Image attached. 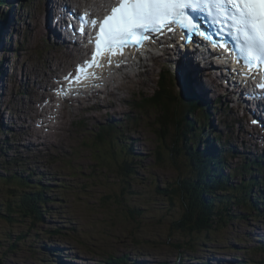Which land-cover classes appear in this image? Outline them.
I'll list each match as a JSON object with an SVG mask.
<instances>
[{"label":"rangeland","instance_id":"rangeland-1","mask_svg":"<svg viewBox=\"0 0 264 264\" xmlns=\"http://www.w3.org/2000/svg\"><path fill=\"white\" fill-rule=\"evenodd\" d=\"M42 5V0H5L0 4V72L3 70L8 74L2 77L0 73V79H2L0 84L10 86L8 88L5 87L4 92L1 94L2 100H5L2 105L6 107L3 110L0 104L1 116L4 115L7 123L14 125L18 129V132H13L16 134V137L13 138L15 144L21 142L23 147H28V151L35 152V156L30 154L29 164H32V167L38 169L36 171L40 173L39 176L37 173L36 176L33 174L34 177H29L25 174L28 184L24 188H10L11 186H8L9 183L6 184L0 181V259L2 262L12 264H46V258L43 256L46 250L44 251L42 248H44V245H47L48 248L51 246L53 248L62 247L58 253L63 256L62 259L65 262L55 255L57 251L55 253L51 252L54 257L51 253L45 255L48 257L47 260L55 263L61 262L62 264H75V262L87 264L90 260L93 264H105L104 255L110 252H114V256L117 257L129 255L128 259L132 264H162V262L173 264L178 261L182 254H184L185 263L188 262V264L195 261L194 259L202 254L204 255V260H201L203 263H208L209 261L215 262V259L218 257L217 262L219 264H227L223 262V259L226 258L235 261V263L250 264L248 257L253 254V250L251 249L259 248L262 244L261 239H264V217L258 218L256 217V213H249L250 215L246 219L238 220L237 216L243 213L236 212V218L229 221L226 230L217 234L216 240L204 243L203 247H197L195 251L181 250L178 252L169 246L160 248L146 245V247H140L139 251H137V249L132 247V240L133 237L138 236V229L149 236L157 234H162L163 236L168 234L176 235V229L167 222L169 218L168 212L162 211V207L166 205L159 206V198H162V196L155 194L153 185L157 183L161 187L170 188L178 177V170L174 165V161L176 160L178 165H181L184 157L171 152V149L178 150L181 148V142H178L179 139L176 136V128L171 126L166 117V110L158 102H155V111L150 108V112H140L136 108L131 107L130 102L138 100V98L148 97L151 100L153 99L152 96L157 87V83L155 82L145 88L134 87L133 90H122V93L117 96L118 101L114 98L109 99L107 93H104V95L102 93L98 96V100L93 101L94 103L90 101L87 105L92 107L91 110L83 111L82 106L75 103L71 106L68 103H64L62 107H57L56 103H54L67 116L66 123H63L62 128L60 126L57 129L47 128L46 126L45 128L48 130L45 128L43 130L40 128L43 125H39L38 127L37 123L43 119H34L32 115L28 117L25 110L31 106L37 107L42 96L44 97V102L47 103V91L44 89H50L54 78L48 79L45 72L48 70L46 69L47 63L51 65L53 60L49 57L51 55L55 56V47L52 46V42L45 39L44 35V32H47L43 30L45 29L44 25L48 24V21L42 20L41 16H39L40 13L37 14L38 8L42 7ZM11 15L16 22V24L12 22L14 26L13 30H10L12 26H8L7 29L4 27L6 17L11 18ZM36 20L38 21L36 22ZM7 44L9 45V49L5 50ZM62 64L65 65V63ZM164 66L166 65L161 60V68H158L155 80H158L159 72L164 73ZM64 71H61L58 77H61ZM43 72L45 75H43ZM36 76L42 82L50 81L47 83L46 88H42L44 92L40 93V97H35V92L32 95L35 89L32 82L34 81L37 85L40 80L39 78L37 80ZM141 78L143 79L144 77L141 76ZM161 83L165 88H169L165 78L162 79ZM113 85L111 84V86ZM131 86L133 85L131 84ZM112 93L110 89V94ZM198 93L200 94V92ZM180 97L179 95V99ZM107 101L116 105L114 118L118 121L110 118L104 121L105 112L94 108L95 103L100 105ZM212 104L218 103L211 100ZM222 104L224 105V102ZM213 108L209 106L206 109L209 110L210 114H213L212 117L210 116V119L212 118V125L216 124V129L228 126L227 124H229L230 120L233 121L234 128L236 127L237 122L235 121V117L230 116L224 110L221 112V109H217L214 112ZM37 109L39 110L40 108ZM177 109L175 110L176 116ZM188 111L190 113L187 114V118L190 120L193 119L192 117L199 115L195 110L190 109ZM79 113L83 117L86 116L85 122ZM165 120H167L166 123ZM24 121H27V124L30 123L32 127H38V132L40 128V134L44 137V139H40L41 141L46 140V148L39 150L37 147H30L22 142L23 140H27L28 142L35 143L39 138L34 128L23 125L26 123ZM31 121L34 122L32 123ZM102 122H104V126H108L107 130L115 128L111 133L120 139V142H115L116 148L125 143L132 144L134 151L139 156L138 159L128 161L130 167L139 173L140 181L131 182L136 189H133L134 194L127 197V204L131 206L132 202L136 201L135 203L140 205V198L137 192L144 190L141 192L151 195L148 201H152L155 206H158V208H153L152 210L144 207L145 211L147 209L148 212L157 214L158 217L164 218L166 221L162 220L161 223L155 224V222L141 220L140 226H137V229L136 225L133 222L131 223L126 218V213L123 212L126 211L127 207H119L120 205L116 206V204L113 206L112 201L108 202L109 198L103 199L106 198L107 194L112 193L115 195L114 192L120 193L121 187L117 185L119 181L117 180V167L114 163L118 158L114 157L111 153L112 147L110 146L109 138L106 137L105 143H99L96 139V136H98L96 132L100 130ZM105 122L109 123L105 125ZM158 123L162 125L161 128L158 126ZM163 126L170 134L165 144H163L161 138V131L166 134ZM227 131V133L230 132V130ZM33 132L36 133L33 134ZM1 136L2 138L5 137L3 131H0ZM222 140L224 141V139ZM226 140L231 141L229 137ZM159 145L160 148L158 149ZM217 145H221V142L218 141ZM19 146L20 148L22 147L21 145ZM237 146L240 152L248 153L243 146ZM159 152L160 156L157 155ZM258 152L261 154L260 150ZM237 161L239 160H226L225 173H233V164L237 165ZM2 162L4 163V161L0 160V163ZM15 166L18 167L17 165ZM16 167L8 168L4 173L5 178L11 175ZM24 167L27 168L28 166ZM18 171L20 172L21 170L19 169ZM252 174L258 178L257 174L254 172ZM17 177L20 178L18 175ZM230 182L233 185H237V179H231ZM10 184L13 183L10 182ZM42 185H47L49 188L43 197L44 201L46 199V202L39 206L42 213H47V215H43L44 220L42 219L40 224L34 222V218H31L30 215L22 216L21 213L9 215L7 213L6 205L9 201H18L24 189L29 190L32 188L31 190L35 191L37 188L34 187ZM258 190H260L258 186L251 188L253 193ZM261 193L263 194L264 190ZM256 195H253V198H256ZM139 196L142 197L144 194L142 193ZM262 196L264 197V195ZM113 200L116 202V197ZM235 209L231 206V214H234L232 211ZM261 211L264 212V209ZM148 212L143 215L148 214ZM11 219H14V221ZM80 224L84 225L79 227ZM56 226L59 228H55ZM54 228L59 232L56 236L44 234V232L46 233L48 230L50 231ZM106 229L108 230L107 233L116 234V238L114 235L112 242L104 241ZM97 231H99L101 237L104 235V239L101 241H96L95 239V242L91 238L98 237ZM75 234L79 237L81 236L82 242L71 241ZM117 234H120V236ZM21 235L24 236V239H19ZM215 241L218 244H215ZM83 244H87V246L83 247ZM96 245L99 246L97 247ZM227 245H230L229 249L217 250V247L224 248ZM11 246L14 247L11 248ZM73 246L76 249H73ZM231 246L239 247L242 250L237 249L233 251ZM201 249H204L205 252L201 253ZM208 250L212 252H208ZM144 252L146 254L141 256ZM80 255H83L85 259L81 261ZM220 255H222L221 258H224H219ZM77 256L80 261H77L75 258ZM142 257L144 259H140ZM260 260H264V257Z\"/></svg>","mask_w":264,"mask_h":264},{"label":"bare ground","instance_id":"bare-ground-1","mask_svg":"<svg viewBox=\"0 0 264 264\" xmlns=\"http://www.w3.org/2000/svg\"><path fill=\"white\" fill-rule=\"evenodd\" d=\"M45 1H46V3H45ZM42 2H43V5H42V7L38 8L37 14L40 13L39 16H41V19L48 21V24L50 25V27L46 23L44 25L45 29H43L44 31H47V32H44L45 33L44 34L45 39L52 42V46L55 47L54 48V55L55 56L51 55L49 57L50 59H53V60L51 62V65H49L47 63L46 69H48V70L46 72L45 71L44 72L46 73V77L48 79L54 78V82L51 83L50 89H44L45 91H47V103H46V102H44L45 101L44 97L42 95H41L42 97H40V93L42 94L44 92V90L42 88L43 87L46 88L47 83L50 81L42 82V80L36 76L37 80H38V78L40 80H39V83L37 85L35 84L34 81L32 82L33 87L35 86V89L33 90L32 95L35 92V97H40L41 100H40V103L38 104L37 107H32V106L28 107V108H26L25 112H26V114H28L27 115L28 117H31V115H32L33 116L32 118H34V119H37V120H40L41 118L43 119V120H41V122L37 123L38 127H39V125H41V126L43 125L42 127H40L41 129L45 128L46 126H47V128H51V129L56 128L57 129V128H60V126L62 128L63 123H66V117H67L64 114L63 110L62 109L60 110L54 104L57 101V96H56L55 91H60L62 89L64 90L66 88V86H64V83L62 82L63 81L62 76L61 77H58V76L61 73V71L67 70L71 67L72 61H73L74 57H76V56H74L73 50L70 48H73L75 51H77L78 55L80 56L79 58H81L82 60H85L87 58V49H88V47H83V45L81 44L82 43V41H81L82 37L77 39L78 34L76 36V34L73 30H71L68 26H64L63 20H62L60 15L68 16L69 13L72 12L73 10L75 11V9L78 8V6L80 4L83 6L84 9H86L90 13H93V12L96 13L93 10V6L96 7V9H97L96 11H102L105 8V5L110 4L112 2V0H42ZM37 21L38 20H36V22ZM12 22L16 24L12 15H11V18L6 17V22L4 24V27L7 29L8 26H12L10 28V30H13L12 28L14 26H13ZM76 23H77V21H75L74 19H72L70 21V24L73 25L74 28L76 26ZM62 26H64L63 29H62ZM85 27L89 28L88 25H85ZM170 34L171 33H165L166 36L171 38ZM55 41H57L58 43H56ZM171 43H173L172 46H173L174 50L172 51L168 48H166V50L162 49V52H161V50H159L161 54L156 55L154 58L153 57L151 58V61L153 62V64L142 67V64L138 65L135 62H132L131 70L134 73L129 75V76H125L123 71H119V72L108 71L107 73H104L105 75H109V78L105 77V75L101 78V80H100V82L102 84V85L100 84L101 90H103L104 93H107V96H109V99L114 98L116 101H118L117 96L120 95V93H122L121 92L122 90H124V91L129 90V89L133 90L134 87L135 88H140V87L145 88V87H148V86L154 84V82L157 83V80H155L156 75H157V70L159 67H161V60H163V62H165L166 64L169 65L168 68L170 70H173L172 72L174 73L175 79H177L178 81L181 80V83L183 84L182 85L183 86V92H184V94L187 95V99L188 98L192 99V102L195 104V106L192 105V107L189 106V108L191 107L192 109H194L197 112V114H199V119H201L203 125H205V127L203 125H200L199 127L203 126L201 128V130H203L204 134H205L203 137V140L205 142L209 143L210 148H211V154H213V156H215V158H217V152H219V155H220V153L223 154L224 152H227V153L229 152L228 160H230V159H232V160L238 159L239 160L236 162L237 165L233 164L234 172L232 173L233 174L232 179H234V180L237 179L236 184L238 186L242 185V182H244V181L253 180L252 178L254 177V175L252 173L246 174L242 167L250 166V165L246 164V162L250 161V160H255L256 162H260V163H262V161H264V130L258 129V128H257L258 129L257 130L255 127H253L251 124H249V126H251V129H252V132H251L249 130L248 126H245L242 123V121H239V119L242 116L239 113V108H238V105L236 104V102L238 101V103H239V100H242L244 98V96L249 95L246 92H249L251 90L249 88H240L239 84H238V82H239L238 79L240 77H232L231 75L228 74L225 67L221 66L219 63L214 62L213 59L209 61L208 57H205L204 58L205 62H202L204 65H203V67H200V61H204V60H199L198 56L196 54H192L193 51H192L190 46H185L184 43L180 42V44L178 45V48H177L175 42L171 41ZM166 44L168 45V42H166ZM166 44H162V45H166ZM5 48H6L5 50L9 49V45L7 44L5 46ZM62 63H65V65H63ZM138 69H143V71H141L140 73H136L135 71ZM32 72H33V70H32ZM44 72H43V75H45ZM0 73H1L2 77L8 75L7 72L3 71V70H1ZM49 74H50V76H48ZM141 76L144 78L142 79ZM166 79H167V77H166ZM175 79H174V81H175V85H176ZM1 81H2V79H0V82ZM98 81H99V79H98ZM111 84H114V85L111 86ZM131 84L133 86H131ZM168 84H170V82H168ZM258 86H260V85H258ZM5 87L8 88L10 86H8L6 84L4 86V85L0 84V104L1 105L3 104V102H5V100H2V98H1V94L4 92ZM198 87L200 88L199 90H198ZM110 89L113 92L112 94H110ZM262 90H264V88ZM198 92H200L201 95ZM94 93L91 92L90 90H86V92H85V94H89V95H91V94L93 95ZM100 94L101 93L94 94L93 98L97 99ZM103 99H106V98H103ZM211 100H213L216 103L218 101H220L221 103L224 102V105H218V104H212L211 105ZM90 101L92 103V99L90 98V96H85V97L83 96V103H78L76 101V99H75V102L74 101L73 102L75 104H78L79 106L81 105L83 108V111H86V110H91V108H92L90 106H87ZM10 103H11V101H10ZM3 106L4 105H2L1 109L4 110L6 107L4 106V108H3ZM209 106L214 107L213 108L214 112L217 109H221V112H223L222 110H224V111L228 112L230 114V116L235 117V121L237 122L236 127L234 128L233 123H232L233 121L230 120L228 122L229 124H227L228 126H226L224 128L218 127L216 129V124L212 125V121H210V120H212V118L211 119L209 118V114H208L209 110L206 109ZM37 108H40V109L38 110ZM94 108L102 110L105 112L104 121L109 120V118L112 120L118 121L114 118V110L116 109V105L113 104L112 102L107 101L106 103H104V104L101 103L100 105H98L96 103V104H94ZM94 108H93V110H94ZM188 113H190V112H188ZM42 115H44V116H42ZM79 115H81V113H79ZM212 115L213 114H211L210 116L212 117ZM82 118L85 122L86 116H84V117L82 116ZM192 118H193L192 120L197 122L195 117H192ZM188 120H190V119L188 118ZM24 122H26L25 124H23L24 126L32 127V125L30 123L27 124L28 123L27 121H24ZM31 122L33 123L34 121H31ZM103 123L104 122H102V125L100 128L101 131H104L105 133H107L110 130H112V129L107 130L108 126H104ZM108 123L105 122V125ZM198 124H201V122ZM198 124H196V126H198ZM29 125H31V126H29ZM38 127H34V126L32 127L37 132V135H38L37 137H39L35 143L34 142L33 143L28 142L27 140H23L22 142L26 143L30 147H32V146L37 147L39 150H41V149L46 148L47 146L45 145L46 140L41 141V139H40V138L44 139V137L42 136V134H40V128H39V132L37 131ZM113 129L115 130V128H113ZM5 130H7V131H5ZM46 130H48V129H46ZM90 130H91V128H90ZM100 130H98L96 133H99ZM227 130H230V132L227 133L228 132ZM0 131H3L4 136H5L4 138H2V136L0 137V160L4 161V163L3 162L0 163V181H3L6 183V181L10 177H12L14 174H17L20 177L25 178V179H27L25 177V174H27L26 176H29V177H32L33 174H34V176H36L37 174L39 176L40 173L37 172L38 169L32 167V164H29V162H30L29 159L31 157L30 154H33L35 156L36 155L35 152L28 151V147L27 148H26V146L23 147V144L21 142H18L17 144H15V142L13 141V138L16 137V134H14L13 132H18V129L15 128L14 125L7 123L6 117L4 115L1 116V110H0ZM51 131H53V130H51ZM232 131H233V133H232ZM36 132H33V134H35ZM216 133H217V135H216ZM108 134H111V132ZM223 136L224 137L227 136V137L224 138ZM228 137L233 142L226 140V139H228ZM20 138H21V135H20ZM222 139H224V141ZM14 140H16V139H14ZM119 140L120 139H118V141H116V142L117 143L120 142ZM16 141H18V140H16ZM218 141L221 142V145H219V146L217 145ZM137 143H138V141H137ZM9 144H11V146H9ZM19 145H21L22 147L20 148ZM160 145H161V143H160ZM237 145H241L244 148H246L248 153L240 152L238 150ZM123 146L126 147L125 149L127 152H130L132 154L131 156H129L127 158L128 161L135 160V159L139 158L138 153L136 151H134L132 144L125 143V144H123ZM220 148H221V150H219ZM259 150L261 151V154L258 152ZM38 154H40V153H38ZM233 155H235V157ZM15 165H17L19 168L16 167ZM24 166H28V167L25 168ZM10 167H13V168L16 167V169L11 175H9L5 178L4 173ZM129 168L132 170H135V169L130 167V164H129ZM19 169L21 170L20 172L18 171ZM31 169H34V170H31ZM257 169H258V164L256 163V165H254V173L255 174H256ZM257 176L260 178V177H263L264 175L257 174ZM135 185L138 186L137 184H135ZM25 186H27V185H25ZM45 186H47V185H45ZM31 189H29V190H31ZM37 191L39 193L42 190H41V188H39V189L37 188L35 190V192H37ZM140 191H144V190H140ZM82 225H84V224H80L79 227ZM55 228H59V227L56 226ZM55 228L50 230V231L48 230L46 233L44 232V234L45 235L46 234H49V235L53 234L54 236H56L57 234H59V232H57V229H55ZM78 231L80 232V230H78ZM122 236H124V235L122 234ZM21 238H24V236L21 235L20 239ZM258 238L260 239V237H258ZM93 240L95 241V239H93ZM261 241L264 243V239H261ZM52 248H53V246L48 248L47 245H44V248H42V249H44V251L46 250L44 252V255H43L44 258H46V260H45L46 264H57L55 262L47 260L48 257L45 255H47L48 253H51L52 251H54V253L57 251V253H58V251L62 247H57V248H53V249ZM227 248H230V245H227V247H224V249H227ZM73 249H76V248H74V246H73ZM231 249H233V251L236 250V248H234L232 246H231ZM253 249L254 248H252L251 250H253ZM217 250L218 251L222 250V247H217ZM240 250H242V249H240ZM201 251H202L201 253H204L203 251H205V250L201 249ZM208 252H212V251L208 250ZM147 253H149V252H147ZM143 254H146V252L142 253L141 256H144ZM57 255L59 256V258H61V260H63L62 259L63 256H61L59 253ZM52 256H53V254H52ZM82 256L83 255L79 256V257H81V261L85 259L84 256L83 257ZM223 256H224V253H223ZM75 258L77 259V261H80L78 256ZM217 258L215 259V262L209 261L208 263L209 264H219L217 262ZM219 258H221V256H219ZM223 258H221V259H223ZM140 259H144V258L142 257ZM260 259H263L262 255L260 256ZM178 260L180 261V264H186L184 261V254H182ZM194 260L195 261H192L193 264H202L203 262L201 260H204V255L202 254L199 257L197 256L196 259H194ZM262 261L264 262V260H262ZM223 262H225L227 264H230V263L244 264L242 262L235 263V261L228 260L227 258L223 259ZM91 263L92 262L90 260L89 263H87V264H91ZM0 264H12V263H8V262L4 263L0 259ZM68 264H70V263H68ZM75 264H81V263L75 262ZM162 264H164V262H162Z\"/></svg>","mask_w":264,"mask_h":264},{"label":"trees","instance_id":"trees-1","mask_svg":"<svg viewBox=\"0 0 264 264\" xmlns=\"http://www.w3.org/2000/svg\"><path fill=\"white\" fill-rule=\"evenodd\" d=\"M3 1L5 0H0V4H2ZM155 96L158 104L162 105L160 96H157V92ZM181 103L184 109L177 111L175 122L176 136L179 139L178 142H181V148L178 150L171 149V152L183 156L184 161L181 165H178L176 160L174 161V165L178 170V177L174 181L172 187L163 188L157 183L153 184L155 194L162 196V198H159V206L166 205L163 206V210H161L168 212L169 218L167 222L170 226L172 225L176 229V235L168 234L163 236L162 234H157L149 236L145 232L139 231L137 226H140L141 220H144L145 222H155L156 224L161 223L162 220L165 219L158 217L157 214L147 211V209L152 210L153 208H158V206H155L152 201H148L151 195H148L146 192H141L140 190V192H137L138 197L140 198V205L136 204V201L132 202V207L127 204V197L134 194L133 189H136L131 182L140 181V175L137 171L129 168L127 158L132 154L126 151L125 146H119L116 148L115 142L118 141V138L113 134H108L110 146L112 147L111 153L114 157L118 158L114 163L117 167L116 173L118 175L117 180L119 181L117 185L121 187V190L120 193L114 192L115 195L112 193L107 194L106 198L103 199L109 198L108 202L112 201L113 206L116 204V206L120 205L119 207H127L126 211L123 212L126 213V218L129 219L131 223L133 222L138 229V236L133 237L132 240V247L137 249V251H139L140 247L145 245L160 248L169 246L178 252L181 250L195 251L197 247H203L204 243H210L216 240L217 234L226 230L229 221L236 218L234 216L236 212L243 213L237 216L238 220L246 219L247 216L250 215L249 213H256V217L258 218L264 217V212L261 211L264 209V197L262 196L264 193H261L264 190V176L260 178L254 176L252 178L253 180L244 181L240 186L233 185L230 182L233 174L229 172L223 174L225 168L222 166H225L224 162L221 164L222 166L217 164L216 160L218 159H215V156L210 154L207 148H205L207 147L203 140L205 134L204 131L201 130L205 125H203L201 119L197 120V122L201 121V124L188 120L187 113L189 112L188 110L192 108H189V102H185V100H182ZM131 104L140 112H148L150 111V108L155 111V101L149 100L147 97L139 98ZM166 122L167 120H165V123ZM196 124H198V126H196ZM200 125L203 126L199 127ZM158 126L160 128L162 127L159 123ZM163 128L166 130L164 126ZM161 133L162 142L165 144V141L170 134L168 130H166V134L162 131ZM97 135V142H106L107 133L100 132V135ZM159 148L160 145L158 146V149ZM157 155L160 156V152L157 153ZM248 165L250 166L243 167V170L246 174L253 173L254 170L251 168V165H256V162L249 163ZM258 167L259 169L256 170V173L264 175V167L263 169H261L262 166L260 165H258ZM10 182L13 184H10ZM7 183H9V187L11 186L10 188H24L26 187L25 185L28 184V179L22 177L18 178L17 175L14 174L6 181V184ZM253 186L260 187V190L255 192L257 195L251 191ZM34 188H41L42 191L38 193V191L35 192L33 190L24 189L23 192H21L18 201H9L7 203V213L9 215H16V213H21L22 216L30 215L31 218H34V222L40 224L43 215H47V213H42L39 206L46 202V199L44 201L43 197L49 187L38 186ZM142 193L144 196L140 197L139 195ZM253 195H256V198H253ZM115 197L116 202L113 200ZM231 206L236 208L232 211L234 215L230 212ZM144 207L147 208L146 211ZM147 212L148 214L143 215ZM11 220L14 221V219ZM107 232L108 230L106 229L104 233V241L111 242L114 235L116 238L115 233ZM97 233L98 237L91 238L92 241L93 239H96V241L104 239V235L101 237L99 231H97ZM117 235L120 236V234ZM81 240V236L79 237L75 234L71 241L78 242ZM215 244H218V242L215 241ZM86 246L87 244H83V247ZM96 246L98 247L99 245ZM13 247L14 246H11V248ZM235 248L237 249V247ZM223 249L224 248L222 247V250ZM252 253V256H249L248 258L253 262L260 260L259 258L261 255L264 257V243L262 242L259 248L253 249ZM57 254L58 253L55 255L58 256ZM128 258L129 255L117 257L114 256V252H110L106 253L103 259L105 260V264H129L130 261ZM258 263L262 264L264 262L260 260Z\"/></svg>","mask_w":264,"mask_h":264},{"label":"snow or ice","instance_id":"snow-or-ice-1","mask_svg":"<svg viewBox=\"0 0 264 264\" xmlns=\"http://www.w3.org/2000/svg\"><path fill=\"white\" fill-rule=\"evenodd\" d=\"M197 11L206 12L218 30L227 27L233 32L239 44L238 63L245 62L246 70L254 61L264 62V0H118L102 20L90 19L94 28L99 24L94 40H89L96 49L92 59H96L102 47L109 53L122 55V49L130 46L129 41L132 47H138L148 40L160 43V37L177 28L196 32L198 25L191 13ZM215 46L227 48L220 42ZM90 64L91 61H85L84 65H78V74H87L85 66ZM71 77L69 74L65 79ZM74 79L79 80V75Z\"/></svg>","mask_w":264,"mask_h":264},{"label":"water","instance_id":"water-1","mask_svg":"<svg viewBox=\"0 0 264 264\" xmlns=\"http://www.w3.org/2000/svg\"><path fill=\"white\" fill-rule=\"evenodd\" d=\"M155 92H157V96H160L162 107L164 108V110H166L167 119H169L171 126L175 127V122H176L175 110L179 108L180 105L179 102L181 100V97L179 99V94H180L179 87L174 83H172L171 87L169 86V88H165L164 86H162V83L161 84L157 83ZM155 92L153 93L152 100L157 102Z\"/></svg>","mask_w":264,"mask_h":264}]
</instances>
